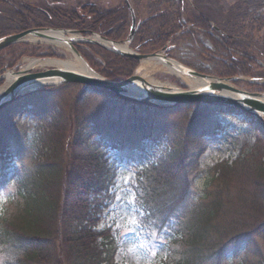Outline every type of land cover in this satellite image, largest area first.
Returning a JSON list of instances; mask_svg holds the SVG:
<instances>
[{"label":"trees","instance_id":"obj_1","mask_svg":"<svg viewBox=\"0 0 264 264\" xmlns=\"http://www.w3.org/2000/svg\"><path fill=\"white\" fill-rule=\"evenodd\" d=\"M112 1L108 0L109 3ZM205 1L210 3L211 0L151 1L149 14L141 20L131 47L148 53L166 44L178 46L182 40H189L208 64L181 62L197 71L219 77L264 78V60L260 62L249 51L248 35L241 40L237 34L240 29L220 27L219 41L209 33L213 30L214 15L206 12L211 5ZM122 2L100 9L97 2L91 1L90 5L80 8L83 12L73 8L48 10L56 18L51 26L94 31L113 40H124L130 30L131 18L125 0ZM0 3L12 9L13 17H8L7 11L2 12L0 18L7 15V20L15 22L13 31L35 25L33 23L37 21L32 18L37 16L49 21L40 11L25 15L24 2L0 0ZM257 3L255 6L253 2L247 3L243 10L240 7L241 14L236 16L238 20L249 18L255 22L253 30L264 29L262 12L259 14L256 10L254 17L249 15L250 8L264 7V0ZM31 10L32 7L30 13ZM31 19L34 20L32 23ZM202 36L211 41L214 49L202 42ZM78 50L98 73L111 80H124L139 66L138 60L98 45L83 44ZM48 53L57 55L52 50ZM245 83L248 82L237 81L239 85ZM67 87L75 89L81 85L65 84L36 91L0 110L1 143L3 138L15 132L17 115L28 111L43 116V123L51 124L55 135L43 154V162L23 181H18L22 213L4 218L0 224V240L15 254L13 264H113L110 230L98 232L95 225L104 198L110 192L112 167L95 162V154L87 153L88 149L81 147H88L90 139L100 136L101 140L114 141L123 133H132L164 140L184 132L180 137L200 141L205 136L221 133L224 125L220 116L237 111L203 103L156 107L109 96L106 92L83 96L77 93L66 110L67 105L55 98ZM180 114L184 115V124L176 119ZM65 131L69 134L68 139L64 137ZM1 143L0 150H3L5 147ZM191 147L193 145L182 144L179 140L175 148L172 147V154L151 164L150 167L157 169L159 174L147 173L139 186V199L149 214L168 224L175 221L173 241L178 244L179 259L174 264H222L232 251L253 252L258 256L257 239L264 240V164L250 173L241 190L232 192L228 180L220 177L215 178L218 183L214 189L196 198L191 188L192 169L186 163V154L192 151ZM234 179L238 181L237 177Z\"/></svg>","mask_w":264,"mask_h":264},{"label":"rangeland","instance_id":"obj_2","mask_svg":"<svg viewBox=\"0 0 264 264\" xmlns=\"http://www.w3.org/2000/svg\"><path fill=\"white\" fill-rule=\"evenodd\" d=\"M18 1L31 3L46 10L48 8H73L79 12H83L84 10L80 8L90 5L91 1L97 2L96 6L100 9L111 8L118 3H123L122 0H113L111 3L108 0ZM151 1L154 0H130L133 8L138 11L136 14L139 20L149 14ZM257 1L211 0L210 3L209 1H205V3L211 5V9L206 12L209 11L214 15L212 23L218 28L240 29L237 34H240L238 37L241 40H244V37L248 35L249 51L253 52L262 62L264 60V53L261 52L264 50L262 43L264 42V29H251L255 22H251L249 18L236 19V16L241 14L240 7L243 10L250 2H253V6H255L258 4ZM205 8L209 7L205 6ZM10 10L5 4L0 3V17L2 12L7 11L10 14L8 17H13L12 9ZM256 10L259 14L261 12L264 14V7L261 9L253 7L249 9V15L254 17L253 13ZM6 16L0 18V34L7 33L10 29L9 34L17 32L13 31L16 28V23H11L6 19ZM202 42L214 49L203 36ZM48 50L61 55L64 60L71 58L74 54L68 46H58L43 41L33 42L27 38L25 41L0 52V75L6 70L21 67L27 59L46 58L44 55L49 54ZM169 56L179 61L185 60L198 65L208 64L207 59L198 54L189 40H182L181 43H178V46L173 47L169 52ZM154 63L156 62L149 60L147 64L145 63L147 69L141 71L143 66V62H141L138 72L145 74L149 70L150 72H147L145 76L147 79L161 82L165 86L175 89L188 90L192 88L191 77H176L169 73L163 64L157 65L158 67L155 69ZM47 68L49 67L39 70ZM245 79H247L245 82L248 83L238 86L237 82H233L234 86L250 92L262 91L261 87H264V83L259 82L258 77L245 76ZM3 85V82H0V88ZM89 92L91 91L82 85L75 89L67 87L59 93L55 100L65 103L66 110H68L70 106L68 104L77 93L83 96ZM220 118L224 130L218 134L205 136L200 141L180 137L185 134L184 132L171 135L170 138L165 137L164 140H158L159 138L156 137L144 139L132 133H123L124 136L122 134L119 139L114 141L101 140L100 136H95L89 140L88 147L87 145L81 146L85 147L84 150L88 149L87 153L95 154V162L100 161L112 167L110 192L104 198L101 212L96 214L95 225L98 232L110 230L112 238L110 247H112L111 253L114 254L113 264H170L171 262L174 264L178 262L179 257L176 251L178 244L173 241L175 234L172 230L175 221L168 224L149 214L144 208L142 200L139 199V186L147 173L159 174L157 169L150 167L151 164L163 156L172 154L174 151L172 147L175 148L179 140L182 144L193 145L192 151L186 154L188 156L186 163L192 169L190 172L191 188L196 198L204 196L206 191L214 189L218 183L215 178L220 177L228 180L232 192L241 190L250 173L258 170L261 164H264V132L260 129V123L247 115L228 114ZM176 119L182 124L186 121L183 114L178 115ZM42 120L43 116H37L31 111L17 115L15 132L7 138H3L2 143L0 142L5 147L0 150V224L4 218H13L22 213L21 201L18 196L20 191L18 181L20 179L23 181L27 174L34 171L43 162L44 152L54 141L52 125L47 122L43 123ZM67 124L65 121L66 126ZM64 134V137L68 139V132L65 131ZM195 148L199 151H194ZM235 177L238 178V181L234 179ZM257 242L258 248H260L258 256L253 255V252L232 251L229 252L222 264H264V240L257 239ZM13 262H15V254L11 253V248L0 240V264H13Z\"/></svg>","mask_w":264,"mask_h":264},{"label":"water","instance_id":"obj_3","mask_svg":"<svg viewBox=\"0 0 264 264\" xmlns=\"http://www.w3.org/2000/svg\"><path fill=\"white\" fill-rule=\"evenodd\" d=\"M126 2L131 12L132 25L124 43L111 40L95 32H89V35L84 36L85 31L76 29L31 28L0 37V51H2L11 45L25 41L30 36L48 38L50 37L47 34L48 32H61L64 37L60 38V40L76 56L83 60L89 70V72H79L61 67H49L42 71H33L30 68L19 71L11 70L7 74H12L15 78L10 86L0 95V109L28 93L47 86L75 83L82 84L85 89L92 92H106L109 96H116L126 101L149 104L156 107H174L180 104L197 102L223 105L252 116L264 126V92H250L237 88L233 85V81L239 79L238 77L221 78L200 73L168 57L165 53L166 48L159 52L148 54L132 51L129 44L133 40L140 24H136L135 12L129 0H126ZM72 34L79 35V38H71L69 35ZM58 38L52 37V39L57 40ZM75 42L97 44L119 55L135 58L140 62L149 59H160L166 64L181 70L186 76L201 79L206 84L196 89H175L163 84L149 82L143 77L141 72L137 71L125 80H111L90 66L76 49ZM7 74L0 76V80L7 78Z\"/></svg>","mask_w":264,"mask_h":264},{"label":"bare ground","instance_id":"obj_4","mask_svg":"<svg viewBox=\"0 0 264 264\" xmlns=\"http://www.w3.org/2000/svg\"><path fill=\"white\" fill-rule=\"evenodd\" d=\"M50 37L48 38H43V37H38V36H30L28 39H30L31 41H43L45 43H52L58 46H64L66 47V44L64 42H62L60 40V38L64 37V35L61 32H48L47 33ZM71 38H76L78 39L79 36L78 35H70ZM53 38H58L57 39H52ZM150 60V59H149ZM144 61L143 62V66L141 68V71H145L147 62L149 61ZM151 61V60H150ZM152 61H155L156 63H154L155 69H157V65L163 64L169 71V73L175 75L176 77L182 78L185 76V74H183V72L181 70H178L176 67L174 66H170L168 64H166L165 62L161 61L160 59H152ZM26 66L25 68H30V69H39V68H44V67H61V68H67V69H73V70H77L79 72H89V70L87 69L86 64L83 62V60H81L78 56H76L75 54H73V56L67 60H61V59H46V60H39V59H27V61L25 62ZM177 65V63H175ZM148 69H150L148 67ZM147 72H150L149 70L146 71L145 74H142L143 77H145L147 75ZM7 82L5 84L4 87L0 88V95L3 93V91H5L10 84L14 81L15 76H13L12 74H7ZM149 82L152 83H156L159 84L161 82L158 81H154L152 79L148 80ZM191 82V89H196L198 87H202L203 85L206 84V82H204L201 79L198 78H192L190 80ZM136 90V88H134Z\"/></svg>","mask_w":264,"mask_h":264},{"label":"flooded vegetation","instance_id":"obj_5","mask_svg":"<svg viewBox=\"0 0 264 264\" xmlns=\"http://www.w3.org/2000/svg\"><path fill=\"white\" fill-rule=\"evenodd\" d=\"M24 4H26V8H25V11H26V13H25V15H30V14H34L36 11H40V12H42L44 15H46V16H48V18H49V21H46L44 18H43V16H37V17H34V18H32V19H35L37 22L36 23H33V24H35V25H30V26H28V28L27 29H29V28H42V27H52L51 26V23L53 22V21H55V16L53 15V13H50L48 10H52L53 12L56 10V9H43V8H41V7H39V6H36V5H34V4H31V3H24ZM31 7H32V13H30L29 11H30V9H31ZM30 20V22L32 23L34 20ZM139 20V19H138ZM45 24H47V25H44Z\"/></svg>","mask_w":264,"mask_h":264}]
</instances>
